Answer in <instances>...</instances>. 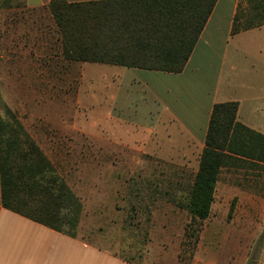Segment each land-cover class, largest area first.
<instances>
[{
    "label": "rangeland",
    "instance_id": "rangeland-1",
    "mask_svg": "<svg viewBox=\"0 0 264 264\" xmlns=\"http://www.w3.org/2000/svg\"><path fill=\"white\" fill-rule=\"evenodd\" d=\"M33 9L26 0H0V119L10 123L15 115L80 197V233L97 235V244L136 263L194 264L199 246L193 259L177 257L190 218L175 204L185 194L186 185L180 182L196 171L197 158L191 163L169 161L110 139L104 113L112 103L110 94L121 89L109 70L117 66L53 56V18L42 6ZM242 44L245 51L235 58L236 74L227 66L225 76L263 89L257 61L264 59V38L255 36ZM232 168L237 173L239 168L251 169L250 175L260 178L242 202L231 197L228 207L214 208L210 217L231 228L221 257L235 252L234 240L241 232L253 239L248 264H256L264 250V163L246 161ZM243 179L252 178L240 175L237 182ZM253 199L254 207H243ZM208 219L201 238L210 228L223 233L226 225L213 227Z\"/></svg>",
    "mask_w": 264,
    "mask_h": 264
},
{
    "label": "trees",
    "instance_id": "trees-1",
    "mask_svg": "<svg viewBox=\"0 0 264 264\" xmlns=\"http://www.w3.org/2000/svg\"><path fill=\"white\" fill-rule=\"evenodd\" d=\"M217 1L50 0L42 7L48 9L56 27L57 38L49 44L53 56L68 62L180 73ZM262 25L264 0H239L232 35ZM53 35L49 34L50 39ZM238 108L237 100L214 104L199 167L180 182L186 187L177 206L190 218L184 227L180 260L195 256L223 169L246 161L264 163V133L239 121ZM12 121L0 119L4 207L59 232L76 235L84 209L82 200L13 114Z\"/></svg>",
    "mask_w": 264,
    "mask_h": 264
},
{
    "label": "crops",
    "instance_id": "crops-1",
    "mask_svg": "<svg viewBox=\"0 0 264 264\" xmlns=\"http://www.w3.org/2000/svg\"><path fill=\"white\" fill-rule=\"evenodd\" d=\"M49 1L26 0L31 8L47 5ZM238 2L217 1L182 72L119 65L109 69L119 78L121 86L110 94L112 103L104 113L105 127L111 131L110 139L141 147L144 153L169 161L191 163L197 158V170L216 102L237 100L238 120L264 133V86L258 89L247 83L230 82L225 76L227 66L232 71L237 68L235 58L244 50L243 40L255 36L264 38V25L232 35ZM257 62L262 67L257 72L264 76V59ZM231 168L226 167V172H221L212 211L216 207H228L231 197L242 202L260 178L251 176V169L239 168L241 171L237 173ZM240 175L252 179L239 183ZM253 202L256 200H250L243 207L250 210ZM175 207L179 208L176 204ZM209 218L213 227L226 225L214 216ZM237 220L244 223L242 218ZM208 230L206 225L205 231ZM220 230L210 228V234L202 235L194 264H248L253 239L242 237L240 232L238 238L233 239L235 252L225 259L221 257L225 254L222 249L224 245L229 246L231 228L226 225L221 234ZM94 237L99 238L79 231L76 235L59 232L5 208L0 182V264H138L97 244ZM256 264H264V250Z\"/></svg>",
    "mask_w": 264,
    "mask_h": 264
}]
</instances>
